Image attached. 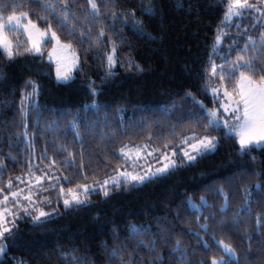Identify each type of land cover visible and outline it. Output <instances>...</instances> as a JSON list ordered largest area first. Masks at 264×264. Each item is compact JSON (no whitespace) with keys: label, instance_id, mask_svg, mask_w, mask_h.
Here are the masks:
<instances>
[{"label":"trees","instance_id":"trees-1","mask_svg":"<svg viewBox=\"0 0 264 264\" xmlns=\"http://www.w3.org/2000/svg\"><path fill=\"white\" fill-rule=\"evenodd\" d=\"M74 3L73 11L79 17L77 27L91 28L93 41L102 27L105 36L99 45L89 42L87 37L83 44L78 39L74 42L79 62L70 81H56L53 64L46 59V53L43 59L25 55L11 62L0 53V163L4 165L0 168V182L5 185L9 177L14 183H18L15 180L18 176L26 179L29 164L44 167L47 161L42 164L39 157L45 148L63 171L65 154L54 151L59 144L54 145L52 132L45 131L53 121L56 122L53 127L58 125L59 142L67 145L69 151L79 153L83 144L91 183L93 179L103 180L111 174L115 163L109 162L107 154L118 150L121 144H143L151 135L153 146H159L170 137L173 127L177 133L189 129L191 122L187 117L199 109L186 98L187 92L191 91L198 100L212 107L211 96L203 93L204 80L200 74L212 55L217 27H223L220 22L226 0H97L102 5L101 16L87 23L83 19L89 8L86 0H74ZM27 7L39 10L36 4L26 3L24 10ZM112 11L117 13L114 27ZM125 13L135 15L125 19ZM257 19L258 12L246 13L243 21L234 23H243L253 38L258 39L259 25L255 29L250 27ZM136 21L142 22V33L137 31L140 25H136ZM225 31L228 33L223 45L225 51L230 38L238 39L241 47L246 42L238 35L236 27ZM121 33L124 43L120 45L118 62L112 69L114 75L107 76L106 56L111 51V40L119 44ZM60 34L62 39L68 35L67 31ZM225 51L218 55H225ZM137 65L143 71L138 70ZM29 81L39 86L38 95L25 101L23 109L28 115L24 116L21 100L25 93L32 92L30 86L26 87ZM92 88L96 89L95 95ZM33 101L40 106L39 112L34 109ZM93 103L100 106L99 112L92 109ZM73 120L80 125L82 141L75 136V130L68 127ZM24 132L28 133L27 137ZM172 139L175 143L176 138ZM30 142L33 147L28 146ZM63 174L72 176L74 183L83 182L76 180L78 170L68 169ZM220 187L230 199L228 224L222 227L220 221L224 214L220 207L224 201L217 193ZM245 189L250 191V196H245ZM55 195L51 193L54 207ZM201 196L206 197L211 206L203 215L215 213L216 219L209 220L210 232L201 230L197 236L196 215L187 212L184 203L192 197L199 204ZM245 204L251 207L252 215H242L244 227L237 230L231 227L233 213ZM58 213L43 224H33L27 218L18 221L19 231L14 240L5 241L7 252L0 256V264H70L73 254L81 264H119L109 254L125 244V260L143 258L147 261L146 249L133 253L136 239L125 240L130 225H136L141 231L150 225L153 234L168 230L171 243L160 248L165 264L173 260L168 251L176 238L182 240L191 264H200V261L208 264L213 255H223L218 247L209 251L202 247L201 239L215 243L210 239L212 234L236 248L239 264H264V241L255 223L257 215H264V149L240 155L233 140L221 139L215 152L190 165L185 163L151 182L114 189L109 197L97 190L85 206L66 210L61 202ZM203 222V219L199 221ZM246 231L252 235L251 241ZM151 238V235L143 237L145 241Z\"/></svg>","mask_w":264,"mask_h":264},{"label":"snow or ice","instance_id":"snow-or-ice-1","mask_svg":"<svg viewBox=\"0 0 264 264\" xmlns=\"http://www.w3.org/2000/svg\"><path fill=\"white\" fill-rule=\"evenodd\" d=\"M28 5L36 4L39 10L31 7L25 9ZM89 8L85 11L84 22L91 20L97 21L101 16L102 5L97 0H86ZM264 0H258L257 3L251 0H226L223 11V19L220 24L223 27H217L214 44L212 46V55H210L206 67L200 74L204 80L203 93L205 96H211L212 107L206 105L202 100H198L191 92L186 93V98L193 101L194 107L199 111L190 114L187 119L191 122L189 129L182 133H177L173 127L170 137L167 141H162L159 146H153V137L149 135L146 143L130 146L128 143L121 144L118 150L107 154L110 163H115L111 174L103 180L93 179L88 182L89 175L85 164V148L81 144L79 153L69 151L67 145L59 142L58 125L55 121L49 124L45 131H51L53 134V144H59L54 151L65 154L62 162V169L78 170L75 182L70 175L63 174L60 164L54 157L47 155V148L44 154L39 157L44 167L39 165H28L26 179L24 176L15 178L18 183H14L9 177L7 184L0 182V256L6 255L8 245L5 241L14 240L15 233L19 231L18 221L25 218L31 220L33 224H43L50 220L54 214L58 213V206L62 201L64 209H72L78 206L89 204V197L99 189L105 197H109L110 191L120 189L124 186H136L145 182H151L153 178L169 174L175 169L183 166L185 163L192 164L198 159L215 152L221 139H230L238 145L240 155L250 154L256 149H264ZM74 0H8L7 3L0 2V53L8 61H14L17 57L33 56L44 58L45 53L49 62L55 63L56 78L58 81H67L71 78L72 70L79 62V56L76 54L74 42L78 39L80 44L85 43V37L89 42L99 45L105 36V28H101L95 40L91 36V28L77 27L76 21L79 19L76 12ZM179 6V5H178ZM107 7V5H103ZM151 11V9H149ZM258 12L259 19L250 27L255 29L259 25L258 39H254L249 32V28L243 23H234L243 21L246 13ZM35 13V18H33ZM43 13V14H41ZM125 19L128 15L134 16L135 13H125ZM113 27L117 20V13L112 11ZM256 19V18H254ZM140 25L137 31L142 33V22L136 21ZM236 27L238 35L243 36L246 42L241 47L239 40L230 38L227 50L223 48L225 38L228 37L225 29ZM67 31L68 35L62 39V32ZM67 41V42H66ZM124 43L121 33L119 44L111 40V51L107 54V76L114 75L113 67L118 62V50ZM51 45L49 48L48 46ZM225 51V55L219 56L218 52ZM215 56L216 58H213ZM219 61V62H218ZM131 66V61H129ZM137 69L143 71L137 65ZM30 86L32 92L25 93L21 100V111L24 112L23 105L25 101L38 95V85L29 81L26 87ZM92 94H96V89H91ZM34 109L39 112L40 106L33 101ZM95 112L100 111V106L93 103L91 106ZM87 109L88 106L86 105ZM28 114L24 112V116ZM42 115V114H41ZM25 128L27 124L23 125ZM75 130V136L82 141L80 125L77 120H73L68 125ZM213 133L222 134L214 135ZM25 137L28 136L24 132ZM176 138L175 143L173 139ZM115 139V136L112 137ZM29 147L34 145L30 142ZM13 159H15L13 157ZM255 160V157L252 158ZM107 166V165H106ZM4 167L0 163V168ZM35 168V171L33 170ZM37 172L40 174L37 175ZM2 181V177H0ZM24 185V187H20ZM259 187V185H257ZM55 192V207L51 193ZM49 193V195H44ZM217 193L223 197L224 203L220 207V212L224 218L220 221V226L228 224L227 212L230 207L229 195L224 192L223 187L217 189ZM245 196H250L248 189L244 190ZM200 203L197 204L192 197H188L184 203L185 210L190 214L196 215L199 230L205 233L211 231L209 220H215L216 214L204 216L205 210L211 206L206 197L201 196ZM252 215V209L245 204L238 212L233 213L231 227L240 230L243 226L241 222L242 215ZM179 218V217H177ZM203 219V223L199 221ZM257 232L264 241V215L255 217ZM151 226L141 228L136 225H130L126 241L136 239V250L146 249L149 259L146 261L141 258L139 261L129 258L125 260L124 252L127 249L125 244L119 250L114 248L110 252L111 259H117L119 264H165L164 255L160 248H166L171 243V234L167 229H162L160 233L150 232ZM151 235V239L145 241L144 236ZM249 241L253 239L250 233L245 232ZM139 238V239H137ZM210 239L215 243H209L208 240L201 239L202 247L205 251L213 247L222 249L223 255L219 257L213 255L208 264H239L236 248L224 239H217L212 234ZM119 240V236H117ZM264 246V244H262ZM251 244H249V251ZM62 255H64L62 253ZM132 254H130L131 256ZM168 255L173 257L171 264H191L186 247L180 238L175 239L174 245L168 251ZM23 264V262H20ZM70 264H81L79 258L74 254L71 257ZM205 264V261H200Z\"/></svg>","mask_w":264,"mask_h":264},{"label":"rangeland","instance_id":"rangeland-1","mask_svg":"<svg viewBox=\"0 0 264 264\" xmlns=\"http://www.w3.org/2000/svg\"><path fill=\"white\" fill-rule=\"evenodd\" d=\"M51 47V46H50ZM46 59L48 60V58H47V54H46ZM49 61V60H48ZM52 64H53V69H54V76H55V79H56V81L57 82H68V81H70L71 80V78L73 77V73H74V71L78 68V63H77V66L72 70V72H71V78L69 79V80H67V81H58L57 80V78H56V72H55V63L54 62H51ZM97 190H99L98 188H97ZM62 202V201H61Z\"/></svg>","mask_w":264,"mask_h":264}]
</instances>
